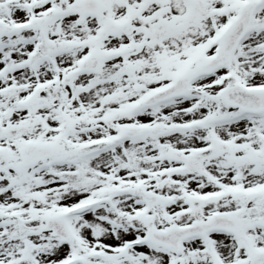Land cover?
<instances>
[{
  "label": "snow or ice",
  "instance_id": "1",
  "mask_svg": "<svg viewBox=\"0 0 264 264\" xmlns=\"http://www.w3.org/2000/svg\"><path fill=\"white\" fill-rule=\"evenodd\" d=\"M0 264H264V0H0Z\"/></svg>",
  "mask_w": 264,
  "mask_h": 264
}]
</instances>
